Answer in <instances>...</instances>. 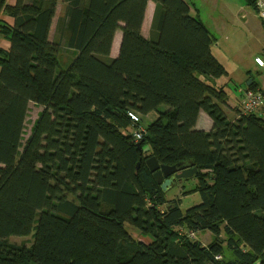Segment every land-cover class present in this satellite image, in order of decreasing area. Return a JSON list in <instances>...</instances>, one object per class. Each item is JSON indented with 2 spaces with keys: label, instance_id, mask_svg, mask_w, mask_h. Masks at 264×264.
I'll return each mask as SVG.
<instances>
[{
  "label": "trees",
  "instance_id": "16d2710c",
  "mask_svg": "<svg viewBox=\"0 0 264 264\" xmlns=\"http://www.w3.org/2000/svg\"><path fill=\"white\" fill-rule=\"evenodd\" d=\"M57 1L0 0L15 19L0 21L11 42L0 48V264H264V117L229 118L216 82L228 71L190 4L155 0L145 38L150 0H65L52 41ZM63 46L77 51L67 67ZM32 102L44 109L21 150ZM202 111L209 132L196 128ZM139 127L141 148L131 136ZM150 156L197 167L181 195L201 202L184 210L168 198ZM35 228L32 246L8 243Z\"/></svg>",
  "mask_w": 264,
  "mask_h": 264
},
{
  "label": "rangeland",
  "instance_id": "374dc122",
  "mask_svg": "<svg viewBox=\"0 0 264 264\" xmlns=\"http://www.w3.org/2000/svg\"><path fill=\"white\" fill-rule=\"evenodd\" d=\"M205 4V10L209 16L219 20L222 27L221 31H218L219 35H217L219 41L222 42V46L215 49L216 54L232 72V83L237 84L230 85L233 92L235 93V87H246L252 79L264 78V67H260L255 62L256 56H261L264 60V20L260 17L258 11L254 10L252 5H248V0H209ZM241 5L244 6V11L241 10ZM243 13H246V16H243ZM62 52L63 49L59 57L61 63L65 61ZM163 107L167 108L166 105H163ZM43 109L36 103H30L21 150L30 138ZM143 124L147 125L148 121L144 120ZM145 150H149L148 145ZM180 184L186 190H190L195 186L191 180L182 181V183H178L177 186L167 192L168 198H182V208L184 210L201 202L202 199L198 193L182 196L181 192L184 188L181 189ZM132 232L135 237H140L137 231L132 230ZM35 233L36 228L28 236H12L9 238L8 243L14 246L25 245L30 247L35 241ZM205 233H197L195 239H200L203 243L209 244L212 241V234L210 232Z\"/></svg>",
  "mask_w": 264,
  "mask_h": 264
},
{
  "label": "crops",
  "instance_id": "0c3cea01",
  "mask_svg": "<svg viewBox=\"0 0 264 264\" xmlns=\"http://www.w3.org/2000/svg\"><path fill=\"white\" fill-rule=\"evenodd\" d=\"M17 1L18 0H7V3L9 5H16ZM27 1H29V0H27ZM185 1H187L190 4L191 14L193 16H196L199 19H201V21L207 26V28L211 31V33L214 36L215 43L213 44V53L223 63V65L226 67V69L228 71V75L218 78L216 80V82L218 85H225V89H226L227 96H228V101L226 103L225 111L229 115L230 119H235L238 117V112H240L242 110V101H243V97H244V91L247 88V86L246 87H244V86L235 87L234 88L235 93L233 92V89L230 88V85L234 84V83H232V81H233L232 72L228 68L226 63H224V61L216 54V49H215V48L218 49L222 46L221 45L222 42L219 41V38L217 36V35H219L218 31H221L222 27L220 26L219 20H216L214 17H210L209 14L207 13V11L205 10V8H206L205 3L208 2L209 0H185ZM248 5H250L249 0H248ZM65 6H66L65 0H58L57 1L56 15L53 18V22H52V26H51V30H50V40H52V41L55 38H59L57 33H56L57 23H58V19H59V17H60ZM156 6H157V3L155 0H150L148 2L147 9L145 12V19H144L143 26H142V33H143V36L145 38H149L151 35V29H152V24H153ZM240 7H241V10L244 11V6L241 5ZM252 7L254 8V6H252ZM254 10H255V8H254ZM243 16H246V13H243ZM0 21L5 22L11 26L15 25L14 17L6 14V12H4V11L2 13H0ZM121 25L124 26L123 23H121ZM123 36H124L123 30L121 28L118 29L116 34H115L112 49H111V54H110L111 58H116L119 56L122 41H123ZM0 48L4 49L6 51H9L11 48L10 40L7 38V36H5L1 32H0ZM62 53L64 54L63 60H65L62 63L64 67H67L68 65H70V63L77 56V51L72 50V49H67L65 46H63V52ZM256 57H261V56H256ZM0 72H1V67H0ZM253 83L255 85L261 86L264 84V78L261 77V79L260 78L252 79L251 84H253ZM234 85H237V84H234ZM240 85H243V84H240ZM160 109L162 111H165L168 109V107L164 108L163 106H161ZM257 114L264 117V109L257 112ZM157 115L158 114L156 112H152V113L148 114L147 116H145L144 120L148 121V123L152 122L157 118ZM196 128L198 130H204L207 132L211 131L213 129L212 118L206 112L202 111L199 115ZM127 132L128 131H125V133H127ZM189 180H191L194 184L197 183V180L195 178H191ZM181 185L182 184H180L179 187L181 189H183L181 187ZM208 233L209 232H206L205 234H208Z\"/></svg>",
  "mask_w": 264,
  "mask_h": 264
},
{
  "label": "built area",
  "instance_id": "2783aa9c",
  "mask_svg": "<svg viewBox=\"0 0 264 264\" xmlns=\"http://www.w3.org/2000/svg\"><path fill=\"white\" fill-rule=\"evenodd\" d=\"M256 8L260 17L264 20V0H255ZM256 63L264 67V60L261 57L255 58ZM264 109V84L256 88H246L242 101V114L257 113ZM128 116L134 123L141 122V116L135 111H129ZM144 128L139 127L132 131L131 136L136 143H139L144 136ZM192 238H196V233L189 234Z\"/></svg>",
  "mask_w": 264,
  "mask_h": 264
},
{
  "label": "water",
  "instance_id": "95a60500",
  "mask_svg": "<svg viewBox=\"0 0 264 264\" xmlns=\"http://www.w3.org/2000/svg\"><path fill=\"white\" fill-rule=\"evenodd\" d=\"M251 82L252 80L248 82V85ZM141 146L142 142L137 143L138 148ZM146 164L153 173L155 181L165 193L177 186L178 183H182L183 180L192 178L198 173L197 167L190 162L177 165L161 164L156 156L148 157Z\"/></svg>",
  "mask_w": 264,
  "mask_h": 264
}]
</instances>
